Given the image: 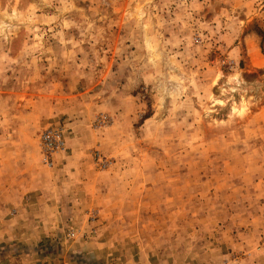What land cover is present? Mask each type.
<instances>
[{
  "label": "rangeland",
  "instance_id": "1",
  "mask_svg": "<svg viewBox=\"0 0 264 264\" xmlns=\"http://www.w3.org/2000/svg\"><path fill=\"white\" fill-rule=\"evenodd\" d=\"M0 127L8 172H58L73 136L82 172H113L119 199L146 203L139 216L165 236L215 246L227 231L234 246L254 222L264 252V0H0ZM55 127L65 150L47 166L38 135ZM82 215L38 242H0V260L126 264L116 234V256L86 247L99 213ZM228 249L224 263L243 261Z\"/></svg>",
  "mask_w": 264,
  "mask_h": 264
},
{
  "label": "crops",
  "instance_id": "2",
  "mask_svg": "<svg viewBox=\"0 0 264 264\" xmlns=\"http://www.w3.org/2000/svg\"><path fill=\"white\" fill-rule=\"evenodd\" d=\"M72 137L66 140V147L72 148V151H67V156L55 158L58 172L45 175L8 172L4 168L0 149V242L13 239L16 244H28L31 240L38 242L47 236H55L60 233L61 227L78 222L87 208L95 206L99 213L96 233L87 241L86 247L89 248L91 244V251H95L97 256L117 255V251L106 248L109 240L115 242L118 239L114 237L115 234L131 244L127 245L130 251L126 250V245L118 250L123 251L126 264H152L154 254L158 264H195L189 257L196 255L204 257L202 264H228L223 259L229 247L243 250L239 257L243 261L238 264H256L264 256V252L253 248L260 233L252 224L254 222L251 223V234H244L245 229H236L235 237H239L241 230V238L232 240L234 246L228 245L231 240L223 238L227 231L221 232L222 239L215 246L208 241L196 247L195 239V242L190 238L183 240L181 233L165 236L161 222L154 223L145 219L144 215L139 216L140 213L144 214L141 210L146 203L119 199L123 190H117L112 185L116 179L113 172H82L81 163L85 162V158L78 155L77 148L83 147V143ZM116 190L118 195L114 196ZM165 241L169 244L164 245ZM247 244H252L251 249H244ZM111 251L114 252L111 254ZM179 256L186 258L180 262L177 260ZM14 260L5 258L0 260V264H15Z\"/></svg>",
  "mask_w": 264,
  "mask_h": 264
},
{
  "label": "built area",
  "instance_id": "3",
  "mask_svg": "<svg viewBox=\"0 0 264 264\" xmlns=\"http://www.w3.org/2000/svg\"><path fill=\"white\" fill-rule=\"evenodd\" d=\"M38 145L43 163L51 166L54 155L65 150L63 130L55 127L40 131ZM69 235H73V231Z\"/></svg>",
  "mask_w": 264,
  "mask_h": 264
},
{
  "label": "bare ground",
  "instance_id": "4",
  "mask_svg": "<svg viewBox=\"0 0 264 264\" xmlns=\"http://www.w3.org/2000/svg\"><path fill=\"white\" fill-rule=\"evenodd\" d=\"M233 110L236 111V112H240V111H242L240 108L238 109V108H236L235 106H233Z\"/></svg>",
  "mask_w": 264,
  "mask_h": 264
}]
</instances>
